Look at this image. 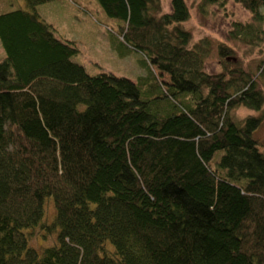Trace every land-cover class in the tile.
I'll return each instance as SVG.
<instances>
[{
    "label": "trees",
    "instance_id": "1",
    "mask_svg": "<svg viewBox=\"0 0 264 264\" xmlns=\"http://www.w3.org/2000/svg\"><path fill=\"white\" fill-rule=\"evenodd\" d=\"M17 1L0 0V264H264L263 115H231L261 111L264 61L254 75L219 44L206 73L184 0H96L145 74L89 75L37 12L60 0ZM228 1L252 15L230 39L264 40V0L198 9Z\"/></svg>",
    "mask_w": 264,
    "mask_h": 264
},
{
    "label": "rangeland",
    "instance_id": "2",
    "mask_svg": "<svg viewBox=\"0 0 264 264\" xmlns=\"http://www.w3.org/2000/svg\"><path fill=\"white\" fill-rule=\"evenodd\" d=\"M184 1L189 8V18L180 26L190 33L189 47L199 45L200 51L204 52L206 73L217 74L223 70V64L217 51L219 44L232 48L233 55L229 60L238 58L241 61V67L254 75L259 73V67L264 61V40L250 45L236 42L229 37V31L234 22L248 23L252 20L250 12L232 1L226 2L223 7L209 5L205 8V12H200L198 9L200 0ZM17 5L21 8L25 6L22 0H18ZM89 8V13L84 12L70 1L60 0L39 5L37 12L45 22L54 26L58 37L75 43L78 52L72 60L82 65L89 75L105 72L137 81V77L145 74V69L140 63L142 56L128 50L120 38L107 28L109 24L96 0H92ZM169 10L170 0H160V13H167ZM3 57L4 52L0 44V61ZM153 69L156 74L159 73L155 67ZM161 80L167 82L168 75L162 74ZM259 81L264 92V76L260 77ZM237 108L231 111L235 120H239L235 115ZM254 112L255 116L263 115L258 135L262 142L261 150L264 152V105L261 111ZM45 214L47 219H50L53 214L52 204L49 202L45 205ZM39 234L40 230L35 229L34 237L31 236L30 239L33 246L52 241V236L41 240Z\"/></svg>",
    "mask_w": 264,
    "mask_h": 264
},
{
    "label": "clouds",
    "instance_id": "3",
    "mask_svg": "<svg viewBox=\"0 0 264 264\" xmlns=\"http://www.w3.org/2000/svg\"><path fill=\"white\" fill-rule=\"evenodd\" d=\"M235 115L239 120H246L250 116H255L256 113L253 110L241 105L236 109Z\"/></svg>",
    "mask_w": 264,
    "mask_h": 264
},
{
    "label": "water",
    "instance_id": "4",
    "mask_svg": "<svg viewBox=\"0 0 264 264\" xmlns=\"http://www.w3.org/2000/svg\"><path fill=\"white\" fill-rule=\"evenodd\" d=\"M233 61H236V59H232Z\"/></svg>",
    "mask_w": 264,
    "mask_h": 264
}]
</instances>
